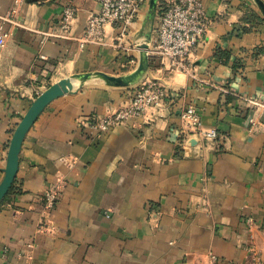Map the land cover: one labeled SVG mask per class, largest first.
<instances>
[{
  "label": "crops",
  "instance_id": "crops-1",
  "mask_svg": "<svg viewBox=\"0 0 264 264\" xmlns=\"http://www.w3.org/2000/svg\"><path fill=\"white\" fill-rule=\"evenodd\" d=\"M201 1L211 25L183 73L152 54L163 0L142 8L117 49L109 26L107 47L45 35L65 3L77 10L72 34L81 33L96 0H0V15L16 7L19 21L6 25L0 48V182L35 98L61 79L92 74L52 100L24 137L0 202V263L212 264V254L214 264H264V15L253 0ZM143 57L147 69L127 87L96 76H128ZM146 80L172 102L150 118L92 128ZM189 106L204 129H216L214 142L183 139L179 114ZM60 181L46 207L39 197Z\"/></svg>",
  "mask_w": 264,
  "mask_h": 264
},
{
  "label": "built area",
  "instance_id": "built-area-1",
  "mask_svg": "<svg viewBox=\"0 0 264 264\" xmlns=\"http://www.w3.org/2000/svg\"><path fill=\"white\" fill-rule=\"evenodd\" d=\"M149 0H96V9L88 14L84 29L78 35L72 34V26L77 10L71 3H65L60 21L54 31L45 33L52 38L73 40L78 47L88 46L107 47L106 26L112 27L114 37L111 46L122 48L130 27L138 14ZM18 10L11 8L5 15H0V48H4L10 37L6 25L17 26ZM211 25L205 14L201 0H163L160 3L156 40L152 54L167 60L170 66L183 73H190V56L202 41ZM168 90L159 82L146 80L132 89L125 105L111 113L98 118L92 128L98 132H106L111 128L123 125L133 118H150L162 111L166 103L172 102ZM183 139L196 137L200 145L214 142L217 131L214 128L204 129L198 110L189 106L179 114ZM64 183L57 185L40 197L46 207H53L58 200ZM251 220L248 219V222ZM210 263L214 264L215 257L209 255ZM0 264H9L8 262Z\"/></svg>",
  "mask_w": 264,
  "mask_h": 264
},
{
  "label": "water",
  "instance_id": "water-1",
  "mask_svg": "<svg viewBox=\"0 0 264 264\" xmlns=\"http://www.w3.org/2000/svg\"><path fill=\"white\" fill-rule=\"evenodd\" d=\"M158 0H149V5L151 9H155ZM255 4L260 9L261 13L264 15V3L261 0H253ZM148 62L147 58L143 57L138 68L132 74L128 76H112L105 73H97L96 76L103 80L108 86L111 87H127L132 83H135L143 72L147 69ZM92 77L91 73L75 74L69 78L61 79L57 83L49 86L44 92L38 95L35 100L31 103L30 107L26 111L25 115L22 117L18 123L12 138L10 140L6 167L4 169V176L0 182V202L8 194L14 180L16 178V173L18 170V159L19 153L22 146L24 137L26 136L28 130L31 128L33 123L36 121L37 117L44 110V108L57 97L73 92L74 84L73 82L78 81L80 84L88 81ZM192 145L197 144L196 137H193L189 141ZM189 143V144H190Z\"/></svg>",
  "mask_w": 264,
  "mask_h": 264
},
{
  "label": "trees",
  "instance_id": "trees-1",
  "mask_svg": "<svg viewBox=\"0 0 264 264\" xmlns=\"http://www.w3.org/2000/svg\"><path fill=\"white\" fill-rule=\"evenodd\" d=\"M222 55H226V54H222Z\"/></svg>",
  "mask_w": 264,
  "mask_h": 264
}]
</instances>
